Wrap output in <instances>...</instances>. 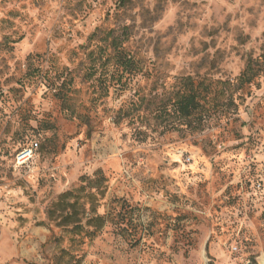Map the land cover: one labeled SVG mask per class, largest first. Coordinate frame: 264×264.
<instances>
[{"label":"rangeland","instance_id":"rangeland-1","mask_svg":"<svg viewBox=\"0 0 264 264\" xmlns=\"http://www.w3.org/2000/svg\"><path fill=\"white\" fill-rule=\"evenodd\" d=\"M68 191L93 239L49 217ZM203 257L264 263V0H0V264Z\"/></svg>","mask_w":264,"mask_h":264},{"label":"trees","instance_id":"trees-1","mask_svg":"<svg viewBox=\"0 0 264 264\" xmlns=\"http://www.w3.org/2000/svg\"><path fill=\"white\" fill-rule=\"evenodd\" d=\"M130 63V61L126 60V64ZM254 76V71L252 67L249 65L247 69L241 74L240 82L250 83ZM183 92L179 93L176 100V110L180 117L184 119H188L192 117L194 114L198 113L202 108V101L205 100V97L197 90V87L193 86V83L190 79H185L183 81ZM36 144V143H35ZM25 148H21L15 154H18ZM96 174V179H93L89 182L88 188L94 193L87 194V198L93 202L98 196H103L106 186L101 187L105 183V179ZM80 210V211H79ZM65 213V216L62 215ZM80 215L86 221L85 226H89L93 231L86 232L85 237L89 239H93L95 237V231H98L102 228L105 223V217L99 214H96L95 207L91 208L89 212H85L83 209V205L78 203V198L74 191H68L60 194L51 206V209L48 210V215L54 216V214H58V218L61 219L62 223L74 224L75 229H83L84 225L80 218H76ZM94 214L91 216L90 214Z\"/></svg>","mask_w":264,"mask_h":264},{"label":"built area","instance_id":"built-area-1","mask_svg":"<svg viewBox=\"0 0 264 264\" xmlns=\"http://www.w3.org/2000/svg\"><path fill=\"white\" fill-rule=\"evenodd\" d=\"M36 147L37 144L34 143L32 146L20 151L16 156V163L21 166H27L28 162L33 157V152Z\"/></svg>","mask_w":264,"mask_h":264},{"label":"water","instance_id":"water-1","mask_svg":"<svg viewBox=\"0 0 264 264\" xmlns=\"http://www.w3.org/2000/svg\"><path fill=\"white\" fill-rule=\"evenodd\" d=\"M203 253H205V250H203ZM203 261H204V264H208V261H207V259L205 257H203Z\"/></svg>","mask_w":264,"mask_h":264}]
</instances>
